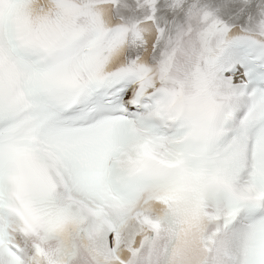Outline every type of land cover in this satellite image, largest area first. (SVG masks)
I'll return each instance as SVG.
<instances>
[{
  "label": "snow or ice",
  "instance_id": "obj_1",
  "mask_svg": "<svg viewBox=\"0 0 264 264\" xmlns=\"http://www.w3.org/2000/svg\"><path fill=\"white\" fill-rule=\"evenodd\" d=\"M0 264H264V0H0Z\"/></svg>",
  "mask_w": 264,
  "mask_h": 264
}]
</instances>
